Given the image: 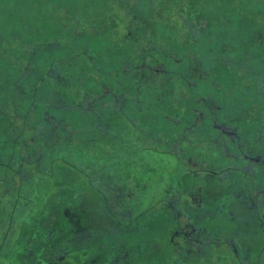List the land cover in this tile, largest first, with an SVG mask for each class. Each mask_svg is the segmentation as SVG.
I'll use <instances>...</instances> for the list:
<instances>
[{"label": "flooded vegetation", "instance_id": "obj_1", "mask_svg": "<svg viewBox=\"0 0 264 264\" xmlns=\"http://www.w3.org/2000/svg\"><path fill=\"white\" fill-rule=\"evenodd\" d=\"M101 13L135 39L120 76L77 87L50 65L25 155L0 109V264H264V0H0V31L17 21L10 42L33 52L74 34L85 54ZM133 143L175 163L149 207L132 201L152 196L151 163L116 158ZM47 172L52 191L25 192Z\"/></svg>", "mask_w": 264, "mask_h": 264}, {"label": "trees", "instance_id": "obj_2", "mask_svg": "<svg viewBox=\"0 0 264 264\" xmlns=\"http://www.w3.org/2000/svg\"><path fill=\"white\" fill-rule=\"evenodd\" d=\"M86 10L90 12V15H97L95 11L92 12V8L89 9L86 7ZM102 15V13L98 15L100 19L97 18V25H94L97 29L94 33H87V35H93L95 41H91V48L90 50L87 49L85 54H80L81 51L77 46L81 43H78L76 35L74 34L70 37L68 35L64 37H60L61 35H54V38H56L54 41L59 42L55 45L56 47L54 46V49L53 47L50 48L49 43H42V48L34 45L35 52L32 51L33 47H25L22 42L20 44L12 43L9 37L11 34L10 29L13 27L14 31L22 32L18 29L19 23L17 21L12 18H9V21H7L6 18V26L0 31V46L5 50V52L0 53V67L3 66V69H1L3 74H0L2 78L0 81V109L3 110L1 119L3 120V129L6 137L14 133V126L16 122L19 121V139L23 155L29 152L31 145V140L29 139L31 120L28 115L30 108L33 106L32 103L34 99H36L40 106L38 109L39 118L44 116L43 113L45 109H48L47 107L52 104L50 101L52 95L49 92L50 83L45 77V73L48 71L47 69L50 65H53L60 71H63L61 67L65 66L64 74L67 77H71V81L74 78L72 81L73 86L79 85L80 82L82 83L79 76H81V74L83 76V73L86 72L90 78L82 84L84 86L94 85L100 88V79L107 81L108 77L113 78L120 76L122 71L119 67L130 61L128 59H131V57H135L136 51L132 49L135 39L129 37V35H125L126 32L119 31L118 28L114 30V27L109 28L105 24H101L103 20ZM0 20H3V14H0ZM68 24L66 29L76 27L74 22ZM60 25V21H53V24H51L49 28L53 30L52 33H56L55 30ZM2 38H5V40ZM72 44L74 46L71 47ZM111 50H113V52ZM78 52V55H80L78 58L79 60H77ZM31 54L34 58L32 57V64L30 65L32 70L30 69L29 71L26 67L29 64L28 62ZM95 54H97V56H95ZM82 62L83 64L80 65ZM72 64L76 66L74 67ZM82 71L84 72L81 73ZM98 79L99 81H97ZM70 86L71 85H69V88ZM63 91L65 92V88ZM64 96L70 100L67 97L69 95L64 93Z\"/></svg>", "mask_w": 264, "mask_h": 264}, {"label": "rangeland", "instance_id": "obj_3", "mask_svg": "<svg viewBox=\"0 0 264 264\" xmlns=\"http://www.w3.org/2000/svg\"><path fill=\"white\" fill-rule=\"evenodd\" d=\"M137 146L138 145L135 146V143H133L132 147L130 145L128 151H129V155H131V158L130 157L128 158L125 156V153H126L125 150L118 152V157H116V158H117V160H121V163H125L126 159L129 160L128 163H151L150 165H146V166H147V169H149L150 167H153V176H156L155 184L152 185V192H151L152 196L148 193L143 198V200L138 201L137 199H133V201H132L133 207H136V208L149 207V205L153 204V202L157 198L159 199L160 187H161L160 185L161 184L163 185V183L168 184V182L171 181L172 173H173L172 169L175 168V166H174L175 163H160V154H158L155 151H150V150L146 149L145 147H142V146L137 147ZM132 153H135V155H133ZM167 160L172 161L173 157H168ZM132 165H133L132 166L133 170H131V174H129V175H131L132 177H135V176L141 177V174L139 172H142L143 170H145L146 166H143V165L135 166L134 164H132ZM120 166H122V171L120 173H124L125 172V167H124L125 165L120 164ZM135 167H136V169H135ZM126 170H127V168H126ZM47 171H50L49 168ZM144 175H147V173H145ZM144 175H142V176H144ZM32 176H38V175L33 174ZM47 176H50L48 174V172H47V174H43L42 177H45V178L42 179V183H40L38 187H34L33 181H27V180L25 183H23L22 187H23V189H25V192H28L30 195H31V192L33 194L34 192H37V191H40L42 193L52 191L53 189L51 187V185H52L51 179L46 178ZM148 179L151 180V178L149 176H148ZM143 180H146V178ZM157 181H159V183ZM5 224H7V221L5 222Z\"/></svg>", "mask_w": 264, "mask_h": 264}]
</instances>
